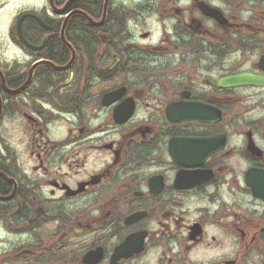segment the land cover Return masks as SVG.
<instances>
[{
  "label": "flooded vegetation",
  "instance_id": "flooded-vegetation-1",
  "mask_svg": "<svg viewBox=\"0 0 264 264\" xmlns=\"http://www.w3.org/2000/svg\"><path fill=\"white\" fill-rule=\"evenodd\" d=\"M0 264H264V0H0Z\"/></svg>",
  "mask_w": 264,
  "mask_h": 264
}]
</instances>
